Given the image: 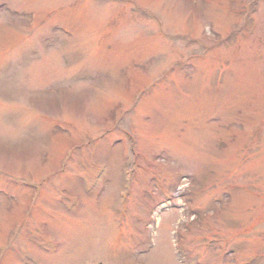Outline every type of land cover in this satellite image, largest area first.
<instances>
[{
	"label": "rangeland",
	"instance_id": "rangeland-1",
	"mask_svg": "<svg viewBox=\"0 0 264 264\" xmlns=\"http://www.w3.org/2000/svg\"><path fill=\"white\" fill-rule=\"evenodd\" d=\"M0 264H264V0H0Z\"/></svg>",
	"mask_w": 264,
	"mask_h": 264
}]
</instances>
